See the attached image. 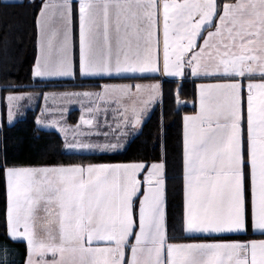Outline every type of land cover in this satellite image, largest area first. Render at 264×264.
Masks as SVG:
<instances>
[{"label":"snow or ice","instance_id":"1","mask_svg":"<svg viewBox=\"0 0 264 264\" xmlns=\"http://www.w3.org/2000/svg\"><path fill=\"white\" fill-rule=\"evenodd\" d=\"M35 7L34 79H77L78 21L79 78L190 75L196 112L182 118V207L171 224L162 138L152 162H0L2 226L25 246L22 264H264V239L225 238L264 236V0H41ZM95 87L44 93L45 101L81 104L72 129L36 119L62 134L66 153L125 150L163 96L159 81ZM5 99L11 123L25 94ZM110 110L114 141L91 130ZM93 135L106 140L81 138ZM0 251V264H15L7 244Z\"/></svg>","mask_w":264,"mask_h":264},{"label":"trees","instance_id":"2","mask_svg":"<svg viewBox=\"0 0 264 264\" xmlns=\"http://www.w3.org/2000/svg\"><path fill=\"white\" fill-rule=\"evenodd\" d=\"M41 0H23L19 3H0V92L6 96L11 93L30 92L43 95L47 92L72 89H94L103 83H144L156 77L77 79L60 81H39L31 75L36 57V28L34 18L38 14ZM12 5V6H6ZM76 64V55L74 57ZM77 72V69H76ZM83 85V87H81ZM195 85L193 81L162 82V100L144 122L141 131L126 145L125 150L112 154L77 155L62 152V143L57 133L41 131L36 128L34 117L37 113L28 111L13 125L0 128V162L5 158L10 164L33 165L81 162L93 163L132 162L145 160L152 162L161 153V138L167 149V210L169 223L181 211L182 204V117L195 112ZM177 90L179 101L177 104ZM182 103V104H181ZM4 107L2 106V119ZM162 117V118H161ZM5 185L0 176V245L7 244L9 261L22 264L25 246L13 243L4 234L2 226L5 208ZM177 234V233H172ZM178 236V235H176ZM180 237V235H179ZM178 237V238H179ZM263 239L264 236L241 235L228 239ZM3 257L0 251V258Z\"/></svg>","mask_w":264,"mask_h":264},{"label":"rangeland","instance_id":"3","mask_svg":"<svg viewBox=\"0 0 264 264\" xmlns=\"http://www.w3.org/2000/svg\"><path fill=\"white\" fill-rule=\"evenodd\" d=\"M149 83H153V82L148 81V84ZM113 84H116V83H113ZM120 84H122V83H120ZM143 84H145V82ZM84 90H90V89H84ZM84 90L63 89V90H57V91H52V92H47V93H49V94H52V93L59 94V93H63V92H66V91H84ZM97 90H99V89H97ZM97 90L92 89V91H97ZM29 93L30 92L11 93L12 95L25 94V99L20 101L19 104H18V107L15 109V115H14L13 121L11 123H9L8 119H7L8 106H7V100L5 99L10 94H7L6 96H4V100H5V103H6V114L3 116V119H2L1 122H4L6 125H12V124H14L17 121V118L20 115L27 113V111L23 112L24 109L28 108V109H30V111L35 112V107H36L37 108L36 109L37 113L39 112V117H41L45 121L46 120L47 121L57 120L59 122L60 126L68 127L69 129H72L77 124H79L80 117H81L82 113L77 115V116H74V114L72 112L74 106H76V105L78 106V108L81 109V104L79 102L65 104L62 101H54L51 98L48 101H45L44 99L41 101L40 99H42V98L40 96L38 97L37 94L36 95L35 94H30L32 98L29 99L28 98ZM37 98H39L38 100H40V101L37 102L36 101ZM158 102H160V100H158ZM65 107L67 108V112H64L63 114H61L59 109L65 108ZM45 108H47L48 111L44 112L43 115L41 116L40 112L42 113V110L45 109ZM100 117L101 116H99V115L95 117L96 126L93 129H91V130L92 131H98L100 133L108 132L109 133L108 139L114 141L116 139V135L118 134V132H115V133L112 132L111 128H109L108 126H106V127L99 126L97 121L99 120ZM89 118H91V117H89ZM105 120H107V119H105ZM0 127H1V125H0ZM38 127H42V125H38ZM112 128H114V127H112ZM53 129H55V131H56L57 135L60 137L61 143L63 145L64 137L62 136V134L56 128H53ZM81 130L85 131V132L89 131L88 127L84 126V125H81ZM81 138L85 139V140H90L91 142H98V143H103L106 140V138L103 135H99V136L93 135L91 137L85 136V137H81ZM132 138L133 137H129L128 140L130 141ZM68 139L69 140L73 139L71 131H69ZM62 152L66 153L63 150V147H62ZM66 154H71V153H66ZM99 154H112V153H99V152H96V153H79L77 155H99ZM86 163H89V162H86ZM91 163H93V162H91ZM113 163H121V162H113Z\"/></svg>","mask_w":264,"mask_h":264},{"label":"crops","instance_id":"4","mask_svg":"<svg viewBox=\"0 0 264 264\" xmlns=\"http://www.w3.org/2000/svg\"><path fill=\"white\" fill-rule=\"evenodd\" d=\"M23 0H0V3H19V2H22ZM74 36H75V47H74V57H75V55H76V69H77V73H78V55H79V49H78V21L77 22H75L74 23ZM202 42V41H201ZM79 76V75H78ZM146 77H152V76H146ZM112 78H127V77H112ZM156 78H158V79H155V80H151L150 82H157V81H159V82H161V84H162V82H164V81H173V82H177V83H179V82H182V81H193L194 79H196V78H192L190 75L188 76V77H186V78H184V79H180V78H170V77H166V78H163V79H161L160 77H156ZM35 79H38L39 81H42V80H40L39 78H35ZM72 78H53V79H51V80H48V81H60V80H71ZM90 79H97V78H90ZM200 82H209V81H207V80H196V83H200ZM145 84H148V81H146L145 82ZM1 91V90H0ZM29 94H35L36 95V93H29ZM38 95V94H37ZM40 95H38V97H39ZM42 99H40L41 101L44 99V94L43 95H41L40 96ZM36 99V98H35ZM39 98H37V102L38 101H40V100H38ZM159 102L157 101L156 102V104L153 106V109L156 107V105L158 104ZM182 104V103H181ZM2 106L4 107V115L6 114V103H5V100H4V95H2V93L0 92V125L2 126L3 125V123L4 122H1L2 121ZM111 107H115V105H112ZM37 108L35 107V110H36ZM25 111H30V109H28V108H26V109H24L23 110V112H25ZM153 111V110H152ZM151 111V112H152ZM73 114H74V116H77V115H79V114H81V109L80 108H78V106L76 105V106H74V108H73ZM195 112H196V106H195ZM195 112L194 113H192V114H186V115H193V114H195ZM40 114H41V116H42V113L40 112ZM151 114V113H150ZM25 116V114H22V115H20L18 118H17V121L18 120H20V119H22L23 117ZM98 116V115H97ZM99 116H101L100 118H99V120L97 121V123H98V125L99 126H103V127H106V126H108L109 124H111L112 125V127H115V120L113 119V114H112V112H111V110L107 113V114H104L103 112H101L100 114H99ZM37 117H39V112L35 115V117H34V123H35V126H36V128H38L39 130H41V131H53V132H55L56 133V131H55V129H53V128H51V127H44L43 125H42V127H38V125H37V123H36V119H37ZM183 118V117H182ZM105 119H107V120H105ZM148 118H145V120L142 122V126H143V124H144V122L147 120ZM16 121V122H17ZM47 121V120H46ZM15 122V123H16ZM2 123V124H1ZM13 125V124H12ZM109 127V126H108ZM1 128V127H0ZM182 140H183V119H182V133H181V148H182ZM128 143H129V140H128ZM127 143V144H128ZM126 144V145H127ZM181 183H182V173H181ZM181 207H182V204H181ZM169 234L170 235H178V236H176L177 238L179 237V235H180V233H178L177 232V234H172V231L170 230V232H169ZM255 235H259V234H255ZM230 236H234V237H239V236H241V235H229V236H226L225 238L226 239H228ZM180 238V237H179ZM264 239V238H263ZM229 240H247V239H242V238H237V239H229ZM188 242H197V241H195V240H189Z\"/></svg>","mask_w":264,"mask_h":264}]
</instances>
